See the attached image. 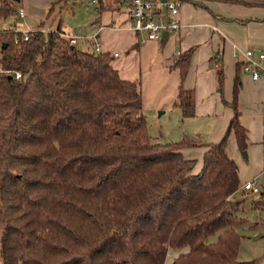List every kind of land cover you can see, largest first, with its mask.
I'll list each match as a JSON object with an SVG mask.
<instances>
[{
	"label": "trees",
	"instance_id": "trees-1",
	"mask_svg": "<svg viewBox=\"0 0 264 264\" xmlns=\"http://www.w3.org/2000/svg\"><path fill=\"white\" fill-rule=\"evenodd\" d=\"M216 1L264 7V0ZM62 3L47 16L56 30L42 25L28 40L2 26L18 13L16 3L0 6V264H165L170 251L172 264H257L238 260L240 180L226 141L233 133L244 153L247 131L236 113L194 173L182 150L204 145L186 137L154 143L141 83L124 79L110 53L60 38ZM191 52L173 66L183 118L195 115L193 94L182 87ZM238 91L236 76L234 106ZM256 196L253 209L264 212V194Z\"/></svg>",
	"mask_w": 264,
	"mask_h": 264
},
{
	"label": "crops",
	"instance_id": "crops-1",
	"mask_svg": "<svg viewBox=\"0 0 264 264\" xmlns=\"http://www.w3.org/2000/svg\"><path fill=\"white\" fill-rule=\"evenodd\" d=\"M64 1L66 0L15 1L18 13L23 11L27 22L24 23V31L15 23L11 26L22 32L36 31L42 25L45 33L55 31L56 22L47 18L49 9ZM98 1L106 9H113L114 4L119 6L120 0ZM192 2L204 6L182 2L178 15L181 28L170 36L168 42L153 41L141 45L138 37L129 29L128 17L121 21L117 16L111 15L106 19H111L112 25L97 28L95 36L80 37L76 34L80 40L91 44L88 49H80L92 53V38L96 37L101 43L102 53H110L114 60L121 57L116 48L124 46L126 59L120 63L112 61V64L120 71L121 76L122 71L132 68L140 78L143 114L147 121L161 123L159 125L164 129L168 127L164 118L168 115L175 116L180 125V136L204 145L182 150L186 159L195 161L194 173L201 169L206 146L217 144L224 138L236 113L239 123L247 131V148L243 156L236 145L234 134L228 135L226 153L235 162L240 180V191L234 195L233 200L240 202L241 198L247 196L252 202L258 201V196L252 197L243 192L241 187L249 181L244 176L247 169L254 172L255 175L251 177L253 181L264 175V59L258 61L254 57L263 69V75L257 82L243 73L241 65L245 61L246 50L264 54V7L225 4L216 0ZM2 3L3 0H0V6ZM99 21L100 19L97 20ZM62 31L71 35L65 27ZM78 44L75 46L79 47ZM190 50L189 67L182 87L193 94L195 115L183 118L179 108L174 106L181 81L179 70L173 66L179 56ZM216 60H220L223 73L221 89L218 86ZM236 76L239 78V91L234 106L233 85ZM134 78L126 80L135 81ZM173 133L177 135L176 132Z\"/></svg>",
	"mask_w": 264,
	"mask_h": 264
},
{
	"label": "rangeland",
	"instance_id": "rangeland-1",
	"mask_svg": "<svg viewBox=\"0 0 264 264\" xmlns=\"http://www.w3.org/2000/svg\"><path fill=\"white\" fill-rule=\"evenodd\" d=\"M11 1L16 3L15 0ZM61 6L65 7L62 12L64 20L63 27L67 28L68 33L71 35L76 36L77 34L80 37L95 36L97 28L99 29V27L106 24L112 25V22L110 21L111 19H106L111 17V15L113 17L117 16V19H120L121 21L127 19V13L124 12L123 9L118 8L119 6L117 3L114 4L113 9H106L100 1L93 2L92 0H66ZM55 11H57V9ZM99 19L100 21L97 22ZM26 22L27 20L20 19L17 13L8 18V20L3 21L2 26L3 28H8L15 23L17 27L20 26L21 30L23 29L24 31V23ZM132 33L138 37L135 32ZM78 46L82 49H88L91 44L80 40ZM116 51L121 54V57L116 58L113 61L115 63L124 61L127 57V52L124 46H118ZM121 73L125 79H133L136 77L134 80L138 83L140 82V78L134 74L135 71L132 68H129L125 72L122 71ZM164 120L168 123V127H164V129L163 126L159 125L161 123L154 120L147 121L148 129L153 136L154 143L167 144L170 142L181 141L183 136H180V125L177 123L176 117L168 115ZM173 132H176L177 135L175 136ZM244 153H246V151ZM254 175L255 174L251 169H247L244 174L245 178L249 181H252L251 177ZM254 183L260 188L261 193L264 192V175L257 177V179L254 180ZM240 200L242 201V204L237 217L243 219L244 223L236 229L241 237L238 260L240 262L254 260L257 264H264V212L253 209L250 197L245 196ZM214 239L215 237L212 238L211 241ZM175 254V251H170L165 264H172L174 257L177 256Z\"/></svg>",
	"mask_w": 264,
	"mask_h": 264
},
{
	"label": "built area",
	"instance_id": "built-area-1",
	"mask_svg": "<svg viewBox=\"0 0 264 264\" xmlns=\"http://www.w3.org/2000/svg\"><path fill=\"white\" fill-rule=\"evenodd\" d=\"M97 2L98 0H92ZM182 1L181 0H120L119 6L127 13L128 26L130 31L135 32L138 36V42L144 45L148 42L163 41L165 33L172 34L178 32L181 24L178 20ZM20 19H24L23 11L18 13ZM30 32H23L24 40H28ZM60 38L69 45L75 46L81 39L78 36L67 35L61 33ZM93 53L101 54V43L96 37L92 38ZM115 56H118L117 54ZM245 61L242 64V71L248 74L253 82H257L263 75V69L258 61L264 59V54L254 52L253 50H246L244 53ZM257 57V60H254ZM10 76H15L16 79H21L20 72H7ZM241 189L250 195L261 194L260 188L254 181L245 182Z\"/></svg>",
	"mask_w": 264,
	"mask_h": 264
},
{
	"label": "water",
	"instance_id": "water-1",
	"mask_svg": "<svg viewBox=\"0 0 264 264\" xmlns=\"http://www.w3.org/2000/svg\"><path fill=\"white\" fill-rule=\"evenodd\" d=\"M15 1L20 2V0H15ZM168 40H169V34L168 33H165L164 34V37H163V41L164 42H168ZM244 155H245V153H244Z\"/></svg>",
	"mask_w": 264,
	"mask_h": 264
}]
</instances>
